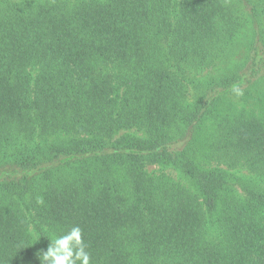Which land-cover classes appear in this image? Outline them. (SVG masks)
I'll return each instance as SVG.
<instances>
[{
  "label": "trees",
  "instance_id": "trees-1",
  "mask_svg": "<svg viewBox=\"0 0 264 264\" xmlns=\"http://www.w3.org/2000/svg\"><path fill=\"white\" fill-rule=\"evenodd\" d=\"M73 225L92 264H264V0H0V264Z\"/></svg>",
  "mask_w": 264,
  "mask_h": 264
},
{
  "label": "clouds",
  "instance_id": "clouds-1",
  "mask_svg": "<svg viewBox=\"0 0 264 264\" xmlns=\"http://www.w3.org/2000/svg\"><path fill=\"white\" fill-rule=\"evenodd\" d=\"M37 256L40 264H92V254L79 225L50 239L47 250L39 251Z\"/></svg>",
  "mask_w": 264,
  "mask_h": 264
},
{
  "label": "rangeland",
  "instance_id": "rangeland-1",
  "mask_svg": "<svg viewBox=\"0 0 264 264\" xmlns=\"http://www.w3.org/2000/svg\"><path fill=\"white\" fill-rule=\"evenodd\" d=\"M244 37L242 35V37L239 39L238 43H237V49L234 51V56H233V60H241L244 56H245V47L243 48L242 46V42L244 41ZM170 171V170H169ZM175 174V173H174Z\"/></svg>",
  "mask_w": 264,
  "mask_h": 264
}]
</instances>
